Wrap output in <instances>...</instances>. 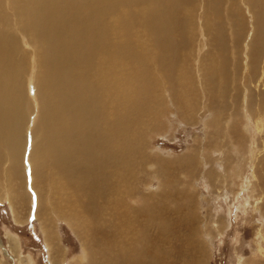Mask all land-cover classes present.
<instances>
[{
    "label": "rangeland",
    "instance_id": "1",
    "mask_svg": "<svg viewBox=\"0 0 264 264\" xmlns=\"http://www.w3.org/2000/svg\"><path fill=\"white\" fill-rule=\"evenodd\" d=\"M172 1L183 9L178 19L168 9L158 11L166 5L163 0L104 3L106 34L121 38L118 16L130 13L134 18L129 34L136 37L127 46L149 73V82L142 84L129 76L140 60L117 67L121 78L113 89L132 104L142 103L130 116L126 110L132 104L122 107L125 121L130 120L123 124L124 141L131 142L119 190L112 184L95 200L102 204L80 195L85 205H97L89 209L93 215L87 222L88 211L76 202L61 210L56 202L57 211H50L45 179L43 208L38 209L39 193L29 169L24 192L29 195L17 205L23 220L17 219L8 190L0 199V264H107L106 256L119 260L118 251L104 244L131 240L122 223L134 222V213L141 223L153 214L150 233L137 240L142 237L148 251L146 264H264V52L255 63L258 52L252 48L253 40L264 39V17L263 32L257 28L264 0ZM18 4L1 0L0 19L8 17L11 24H0V29L16 31L28 51L25 74L31 76L34 42L17 31ZM93 5L83 7L77 26L94 20ZM61 8L56 7V16ZM156 12L154 27L147 28L143 14ZM31 18L27 13L26 21ZM30 90L37 97L36 86L31 84ZM30 117L32 131L37 109L32 108ZM29 141L30 150L33 135ZM51 235L55 249L48 241Z\"/></svg>",
    "mask_w": 264,
    "mask_h": 264
},
{
    "label": "bare ground",
    "instance_id": "2",
    "mask_svg": "<svg viewBox=\"0 0 264 264\" xmlns=\"http://www.w3.org/2000/svg\"><path fill=\"white\" fill-rule=\"evenodd\" d=\"M17 1L19 4L14 13L18 18L17 27L21 26L17 31L23 39L29 35L34 42L31 50L33 70L31 76L29 72L25 74L28 51L22 49L15 35L16 31L9 27L11 22L7 21L8 17L0 19V24L4 26L9 23V28L0 29V199L8 195V190L16 217L23 220L17 205L19 198L22 200L28 194L24 192L28 191L26 186L30 169L34 177L33 186L39 193L38 209L43 208L42 193L47 188L42 180L45 179L48 184L47 200L50 201L46 206H49L50 211H57L56 202L60 204V210L62 206H73L71 204L76 202L81 209L88 211L86 216L83 215L88 222L89 217L93 215L89 209L97 206L94 203L102 204L95 200L102 197L112 184L119 190L117 185L121 180V168L128 164L125 160L130 157L126 155V145L131 141L128 139L125 143L124 137L127 133L123 125L130 120L125 121L122 107L126 108L127 103H132L122 97L120 91H115L113 85L121 78L117 68L119 63L126 60L128 63L133 61L134 65L136 60H140L138 55L128 48L129 44H132L130 40L136 37L135 34H129L134 18L130 13L118 16L117 31L122 37L114 38L111 34H106L107 21L106 18L103 19V12L107 13V7L104 5L107 0ZM108 2L119 3L118 0ZM171 2L172 6H168V1L163 0L162 4L166 5L158 11L164 12L168 9L172 12L169 15L178 19L183 9L180 4L170 0ZM88 3L89 6L95 4L94 20L88 18L82 27L77 26L84 18L83 7ZM59 5L62 6L60 16H56V7ZM262 9L258 18V32H263ZM157 12L143 14L147 28L154 27L152 25L156 23L155 16L159 17ZM27 13L32 14L29 22L26 21ZM63 30L68 31L69 35H63ZM72 35L75 38L73 42L70 41ZM252 44V48L258 52L257 58H254L256 63L264 52V39L253 40ZM139 63L138 67L133 68V72L130 69L129 73H132L129 76L142 84L146 80L149 82V73L147 74V70L142 66L141 60ZM31 84L37 88V97L31 94ZM138 102H134L131 108L127 107V113L131 110L127 116L141 110L142 103ZM32 108L37 109V119L34 129L30 131ZM29 135H33L30 150ZM82 194L90 200L93 197L94 203L89 201V204L85 205L80 201ZM54 198L60 199L56 201ZM133 211L134 209H130L128 213L132 214ZM73 212L78 214L75 210ZM136 212L138 213L137 209ZM151 217L153 214L149 213L150 221L141 223L134 213V222L131 223L134 225L133 230L131 224L122 223L125 226V236L131 240L122 242L120 238L119 243L116 240V243L106 242L104 246L111 248V252L116 249L119 258L115 261L112 256H106L104 260L107 264L147 263L148 251L141 244L143 238L137 240L142 233H150L148 228L154 222ZM145 239L147 240L146 236ZM54 240L56 239L53 235L48 237L51 249L57 248ZM13 247L18 246L13 244ZM54 261L58 262L56 259Z\"/></svg>",
    "mask_w": 264,
    "mask_h": 264
}]
</instances>
